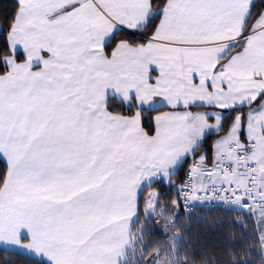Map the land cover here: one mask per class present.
<instances>
[{
	"label": "crops",
	"instance_id": "1",
	"mask_svg": "<svg viewBox=\"0 0 264 264\" xmlns=\"http://www.w3.org/2000/svg\"><path fill=\"white\" fill-rule=\"evenodd\" d=\"M76 3L77 0H39L36 29L27 35L23 31L11 34L13 45L20 44L26 49L28 56L37 57L41 46L38 41L51 35L47 29L52 25L42 23L44 13H48L50 17H55L53 24L58 22L60 30L56 33V39L60 47L52 53L48 63L32 71L29 70L26 59L18 63L9 57L7 60L10 67L5 75L0 76V98L4 100L0 103V119L4 120L0 155L9 159L6 173H11L14 176L12 179H17V173L22 167H18L21 141L42 113L49 115L51 120L48 148L52 153L46 168L36 169L34 178L24 177L28 183L50 188L51 191L40 192L36 203L21 210L24 218L17 222L6 220L0 227V233L5 234L6 240L11 239L15 243L19 228L28 229L34 238L39 231L44 242L25 240V245L51 256L56 264H69L73 259H91L99 264H120L128 249L130 232L136 221L135 219L133 222L134 200L140 181L146 182L147 177L154 174V170H170L177 158H182L186 152L191 154L201 143L202 135L219 130V119L213 120L211 116L218 115L219 109L207 105L217 103L221 98L231 104L233 95L243 99L245 90L264 89V82H252L244 72L234 70L229 73L234 79L231 92L220 91L218 84L223 77L219 75L213 78L215 83L211 88L205 89L202 83L204 73L211 72L209 62L214 60L215 54L225 43L234 42L225 37H235L238 34L241 20L247 12L248 0H176L173 23L174 26H180L188 41L181 45L183 50L164 56L158 49H154L153 55L156 58L152 59L146 58L148 51L141 44L128 43L127 47L121 46L118 57L127 61L128 74L118 79L105 77L101 71H97L100 54L91 56L87 51L91 37L106 35L110 30L97 9L106 15L111 13L122 17L126 23H135L143 19L146 0H87V3L80 0V8L65 15L66 10ZM125 8L126 15L123 11ZM159 23L160 21L157 22ZM261 25H264V15L252 24L249 34L253 27L260 29ZM85 29L88 31L85 32ZM69 35H74L81 42L79 46L66 43ZM228 53L219 61L220 64H227L233 57H239L232 62V69L242 66L259 67L264 63V30L257 31L251 42L245 40L240 51L230 55ZM111 59L110 50L108 60ZM69 61L73 65V80L69 84L73 87L74 94L64 100L59 90L48 84V79H58L61 74L60 64H67ZM53 64L56 65L55 69L52 68ZM150 65L157 68L156 73L149 72ZM161 70L168 76L162 89H157L156 81ZM63 71L69 69L64 68ZM193 71L199 77L195 84L191 79ZM90 73L94 74V79L90 78ZM149 75L151 82L148 81ZM105 88L116 101L126 102L129 92H135L138 99L133 101L134 112L122 115L105 110ZM145 91L152 92L156 100L165 98L166 103L175 104L179 100L184 105L195 101L198 105L205 106L167 107L152 112L150 117L147 113L136 117V105L139 99L145 98ZM197 107L202 109H196ZM248 110L243 112L245 116ZM205 114L209 119L205 118ZM147 118L151 122L150 133L140 128L141 121L147 122ZM195 120L197 124L200 123V129L197 125H192ZM255 120L264 124V114H258ZM214 121L218 126L215 130L201 131L207 123L210 125ZM254 121L250 125V133L259 136ZM158 122L162 125L163 135L153 143ZM238 128L239 121L234 120L223 137L237 139ZM260 148H264V144ZM246 153L251 156V149ZM259 157L264 162V155ZM40 173H43V177ZM104 173H111L108 180L102 178ZM8 180L6 175V181ZM44 180L47 182L44 183ZM263 182L264 174L261 188ZM81 185L93 186L89 194L95 193L103 185V197L95 205L98 217L96 223L102 222L105 225L103 246L79 244V240L87 238L93 230L83 225L66 224L55 214V209L63 207L56 201L71 195ZM144 191L145 207L150 212L147 209V196L151 195L155 200L156 190L146 187ZM258 217L264 223V208ZM57 228L61 229L60 233L54 231ZM68 231L77 234V247L64 243L68 238L65 235Z\"/></svg>",
	"mask_w": 264,
	"mask_h": 264
},
{
	"label": "snow or ice",
	"instance_id": "2",
	"mask_svg": "<svg viewBox=\"0 0 264 264\" xmlns=\"http://www.w3.org/2000/svg\"><path fill=\"white\" fill-rule=\"evenodd\" d=\"M87 3V0H84ZM160 3L164 5L158 11H153V7L156 4V0H146V9L143 11V19L137 20L135 23L125 22L122 17H118L111 13L105 14L99 8L100 15L103 17L106 24L110 27V30L106 35H98L91 37L89 39V45L87 51L91 56H97L99 60V67L97 71H101L105 77H111L113 79H118L120 77L126 76L128 74V64L123 57H118V49L121 46L127 47L129 41H140L141 47L148 51V57L155 59L153 55V50L158 49L160 53L164 56H170L173 52H179L183 49L181 45L187 43L185 39V34L181 32L180 26L175 22V4L176 0H160ZM264 5V0H248L247 12L241 20L239 32L235 37L227 36L225 39L234 40L233 43H225L222 49L215 54L214 60L210 61L211 72L210 74L205 72L203 78V86L205 89L213 87L215 81L214 77L218 75L223 77L219 80V89L223 92H231L234 87V79L229 76L230 71L239 70L244 72V74L252 81L256 83L264 82V63L259 67L242 66L239 69H232L231 65L233 61L239 59V57H233L231 61L227 64H220L219 61L223 60L224 56L231 51L236 44L241 43L242 40L252 41L253 36L257 31L264 30V25L260 26V29L253 27L252 33L245 36L244 29L247 26L248 19L252 16L253 9L256 8L257 4ZM39 5V0H15L14 8L11 14L5 16L0 14V45L3 46L5 50H10V54L13 59L16 57L24 58L29 63V70H35L41 68L42 65L49 62V58L54 51L59 50L60 44L56 39V33L60 30L57 24H53L55 17H50L48 13H44L42 23L46 25H52L47 31L51 33L50 36H46L43 40H39L38 43L41 45L38 49L39 55L37 57H31L27 55V51L20 44L13 45L11 43V34L23 31L25 35L33 32L37 27V17L39 13L37 12V7ZM81 6L80 0L72 6L71 9H67L65 15L69 12H74ZM119 11V9H118ZM124 14H127V9H123ZM261 15H264V7L261 9ZM261 15L257 16L254 24L259 21ZM115 21V22H114ZM154 21H160L159 24L153 23ZM27 26V27H25ZM7 28V32L5 31ZM88 30L85 29V32ZM143 33H147L146 36ZM118 37H124L120 40ZM92 41H96L93 43ZM66 43L70 46H79L81 43L76 39L74 35H69L66 38ZM115 45V47H113ZM111 50L112 59L108 60V53ZM33 59L35 62L33 63ZM106 65V66H105ZM9 61L5 58L3 64H0V71L9 69ZM56 65L53 64L52 68L55 69ZM61 74L55 81L52 78L48 79V84L56 90H59V94L64 100H68L70 96L74 94L73 87L70 86L69 82L73 80V65L71 61L67 64H60ZM64 68H68L69 71H63ZM150 73H156L157 68L155 66H149ZM168 74L161 70L159 72V79L156 81V88L162 89L163 82L167 79ZM90 78L94 79V74L90 73ZM198 74L193 71L191 75L192 83L195 84L198 80ZM148 81L151 82V76H148ZM2 85V82H0ZM144 99H139L136 105V117H140L147 113L151 116L152 112L159 111L161 108L173 107L179 108L181 106L185 108H191L196 106H205L203 104H197L193 101L191 104L181 105L179 100L175 104H170L165 102V98L156 100L153 93L150 91L144 92ZM153 97V98H148ZM113 96L109 93L107 88L104 89V107L107 110V102L112 99ZM137 94L135 92H129L128 100L121 101L124 106L131 111L133 108V101L137 100ZM232 103L229 104L227 100L221 98L220 101L214 104L207 105L208 107L219 109L218 119H219V129L223 127V121L226 116H228L232 111L239 110L240 114L234 117L235 121H239V128L236 130V135L238 141H240V149L236 152V159L240 160L243 154L249 152L250 149H255L257 146V138L250 133V125L253 123L258 114H264V89H247L244 93V98L240 99L238 96L233 95L231 97ZM237 100L239 102H237ZM255 106V107H253ZM248 108L247 115L243 114V110ZM205 118L209 119L208 115L205 114ZM51 126V120L49 115L41 114L37 118L31 127V130L25 133V139L21 141L20 149V171L17 173V179H12L11 173H6L2 170H6L9 167V159L5 155H0V227L3 226L4 222L11 221L17 222L21 221L23 217L22 209L30 208L34 203H36V198L40 192L51 191L50 188L37 187L34 183H28L24 177L34 178L33 173L36 169L46 168L52 157L51 150L48 148V133ZM259 136L264 138V126H261L260 122H257ZM148 123L146 121H141L140 128L146 129ZM162 125L160 122L156 126V136L152 138V142L155 143L157 137L163 135L161 131ZM212 132L209 131L201 137V141L211 135ZM107 135V133H104ZM229 147H234V145H229ZM193 156V163L189 168V172L185 177V182L183 185H175L171 177L173 175L179 174L184 175L180 171L184 164L188 163V155L186 152L182 158H177L175 163L171 165V169L163 168L161 170H154V174L147 177V181H140L139 187L135 191L134 200V213L133 222L139 217V206L140 198L144 193L146 187H155V200L149 199L147 203L151 204L153 208V213L156 207H161L160 198L161 196H166L171 193H175L176 199L173 202V206L179 209L180 201L183 200L185 204V212L191 211V204L189 201L200 199L201 193L205 196L209 194V189L203 187H197L196 176L194 172L200 169L202 174L207 175L209 178L213 175L210 168L206 165L201 166L196 161L203 160L206 161L207 154H202L201 157H195L194 150L191 152ZM222 159L217 160L214 158V165L217 170L222 168ZM94 171V169H93ZM243 175L242 172L239 173ZM4 175H8L9 180L4 179ZM43 177V173H40ZM111 173H104L102 178L108 180ZM223 175V173H221ZM255 180V177L249 176V184L246 186L245 191L246 196H242L240 189L236 188L233 183L229 182L227 187L221 184L219 186V191L213 187L212 192L219 196L221 192L227 199H231L232 196H240V204L245 208H250L249 200H255L257 195L264 196V188H257L256 192L247 191L248 187H251V183ZM44 183L47 181L44 180ZM93 187L89 185L87 187L81 185L79 189L68 195L62 200H57L56 203L62 204L63 207L55 209V214L61 217L66 224L72 226L83 225L89 229H92V234L87 236V238H81L79 244H89L101 245L105 243V225L100 222L96 223L98 220L95 205L103 197V185L99 186V189L95 193L89 194L90 188ZM229 190L231 195H229ZM264 208V203L260 205ZM161 215H163V208L161 207ZM55 232L60 233L61 229H54ZM159 234V230H157ZM68 237L64 243L70 244L71 247H77V234L73 231H68L65 233ZM35 239L37 243L44 242L43 237L37 231L35 238L30 234L29 230L21 227L16 233V242L7 243L0 239V252L9 253L11 250L12 255H25L29 257L30 264H56L51 256L34 250L29 245H25L24 241H32ZM159 255V253L157 254ZM3 264H14L11 259L3 260ZM69 264H99L98 261L91 259H73Z\"/></svg>",
	"mask_w": 264,
	"mask_h": 264
},
{
	"label": "trees",
	"instance_id": "3",
	"mask_svg": "<svg viewBox=\"0 0 264 264\" xmlns=\"http://www.w3.org/2000/svg\"><path fill=\"white\" fill-rule=\"evenodd\" d=\"M15 0H0V14L5 16L15 11ZM164 5L160 0H156L153 11L160 10ZM264 5L257 4L253 9L252 16L247 21L244 34L247 36L251 31L252 24L261 15V9ZM158 21L153 23L157 24ZM7 32V28L5 27ZM146 38L147 33H143ZM122 40L124 37H118ZM131 45H139L140 41H129ZM245 43H241L229 51V55L240 51ZM114 47V46H113ZM110 51V50H109ZM12 57L10 50H5L0 45V64H3L5 58ZM13 58V57H12ZM24 58L16 57V62L23 61ZM7 70L0 71V76L5 75ZM107 109L110 112L122 115H131L134 107L129 111L124 103L110 99L107 102ZM196 109H202L197 107ZM248 108H245V112ZM240 114L239 110L232 111L223 121L222 129L208 135L206 139L194 149L195 157L199 158L202 154H207L206 162H211L215 156L213 143L219 136L226 134L234 121V117ZM150 117V116H148ZM148 127L146 130L151 132V122L147 118ZM193 158L192 154L188 156V161ZM187 164H184L180 171L184 173ZM7 170V169H6ZM6 170H2L6 172ZM4 175V179H5ZM183 175H173L172 182L180 186ZM158 185L151 187L156 190ZM145 191L140 198L139 217L136 219L129 238V246L125 256L120 264H148L152 255L159 253V256L167 259L172 264H263L262 252L259 244L255 223L251 213L246 210H222L218 207L204 208L196 207L192 213H186L180 202L177 209L173 206L176 199L175 193L161 196L160 205L156 207L154 214L146 210ZM159 221H164L163 227L159 226ZM159 230V234L157 233ZM11 259L14 264H30L29 257L25 255H12L0 252V264L3 260ZM174 260V262L172 261Z\"/></svg>",
	"mask_w": 264,
	"mask_h": 264
},
{
	"label": "built area",
	"instance_id": "4",
	"mask_svg": "<svg viewBox=\"0 0 264 264\" xmlns=\"http://www.w3.org/2000/svg\"><path fill=\"white\" fill-rule=\"evenodd\" d=\"M261 124V123H260ZM264 139V138H262ZM229 145H234V147H229ZM240 142L236 139H234L233 137L230 138H217L216 139V151H217V155H218V159H221V157H223L222 159V164L224 165L222 168H220L219 170H217L215 167H213V164H211L210 166L206 165L208 168L211 169L213 175L214 174H220L223 173V175H232L235 172H237L238 170H243L246 173L249 174V176H253L255 177V180L251 183V187L247 188V191L256 192V189L258 188V173L259 171H264V166L262 168H258L260 165L256 164V163H251V162H245L244 167H240V163L244 162L246 160L247 157V153L243 154L242 159L237 160L236 159V152L240 149ZM252 151V149H251ZM198 164H200L201 166H205L203 163L199 162L198 160L196 161ZM193 163V158L189 159L185 171H184V175L182 177V181L180 185H183L185 182V177L189 172V168ZM194 175L196 176V182L197 180L201 177L202 172L200 171V169H197L194 172ZM249 184L248 178L246 179L245 182V189L246 186ZM199 187V186H197ZM214 186H210L207 187V189H209V194L207 196H205L203 194V192L201 193V198L200 199H196V200H192L189 201V203L191 204V211L190 212H186L188 213H192L196 207H204V208H214V207H218L222 210H246L248 208L243 207L240 204V196H232V198L229 200L224 196V193L221 192L219 194V196H216L213 192ZM227 187V186H225ZM215 189L217 191H219V187H215ZM245 189H240L242 196H246L247 192L245 191ZM229 195H231V191L229 190ZM181 206L183 208V210L185 211V204L184 201L181 200ZM259 203V195H257L255 197V200H249V204L250 205H255Z\"/></svg>",
	"mask_w": 264,
	"mask_h": 264
},
{
	"label": "rangeland",
	"instance_id": "5",
	"mask_svg": "<svg viewBox=\"0 0 264 264\" xmlns=\"http://www.w3.org/2000/svg\"><path fill=\"white\" fill-rule=\"evenodd\" d=\"M3 101H4L3 98H0V103L3 102ZM216 115H211L213 117V120L214 119L217 120L218 115L217 116ZM254 122H255V126H256L257 125L256 123L258 121L256 122V120H255ZM263 123H264V121H263ZM199 124L200 123L197 124V120L192 121V125H197L198 129L201 128V125H199ZM261 126H264V124H262ZM217 127H218L217 126V122L214 121L213 123H210V125H209V123H207L206 126L201 129V131L204 130V129H205V131L215 130ZM198 131H200V130H198ZM3 135H4V120L0 119V137H2ZM255 137L257 138V141H258L257 146H256L255 149H252L251 156H247L246 160L239 164L240 167H244L245 162L256 163V164L260 165L258 167L259 169L264 166V162L261 161V159L259 157L260 155H262V156L264 155V148H260V145L264 144V139H262L260 136H255ZM194 139H196V137ZM215 144H216V140L214 141L213 146H215ZM214 158L218 159L217 153L215 154ZM198 161L203 163L204 165H208V166H210L211 164L214 165V159L210 163L206 162V161H203V160H198ZM240 172H242L243 175H240L239 174ZM263 174H264V171H261V170L258 173V187L259 188H261V178H262ZM13 177L14 176H12V178ZM248 177H249V174L246 173L243 170H238L237 172H235L232 175L221 176L220 174H214V175L211 176V178H209L207 175L202 174L201 177L197 180V186L200 187L202 185L205 188L210 187V186L219 187L221 184L227 186L228 183L231 182V183H233V185L236 188H238V189H243L244 188L245 189V182H246V179ZM5 180H6V176H5ZM262 185H263V188H264V182H263ZM263 197L264 196H259V203L255 204V205H251L250 208L246 209V212L251 213V215H252L251 217L254 220L255 228L257 230L259 244H260V248H261V252H262L261 254H262V258H263V264H264V223H262L260 221V217H258L259 212L262 210V207L260 205L262 203H264V198ZM150 198L154 200V198L151 197V195H148L147 196V201H149ZM147 209H150L151 211L153 210L151 204L148 203ZM163 222L164 221H159V223H160L159 226L163 227L164 230H167V228L165 229V225H167V224H163ZM0 239L4 240L7 243H14V242H12L11 239L6 240V237H5L4 233L2 235L0 233ZM162 257H160L157 254L156 255H152V256L149 257L151 259V261H149L148 264H172L167 259H164ZM172 261L174 262V260H172ZM139 263H141V260L140 261L137 260L136 264H139Z\"/></svg>",
	"mask_w": 264,
	"mask_h": 264
}]
</instances>
